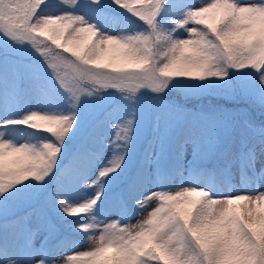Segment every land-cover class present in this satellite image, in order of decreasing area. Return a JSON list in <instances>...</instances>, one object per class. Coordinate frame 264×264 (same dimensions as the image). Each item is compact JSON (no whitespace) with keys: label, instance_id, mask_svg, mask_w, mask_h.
I'll use <instances>...</instances> for the list:
<instances>
[{"label":"snow or ice","instance_id":"obj_1","mask_svg":"<svg viewBox=\"0 0 264 264\" xmlns=\"http://www.w3.org/2000/svg\"><path fill=\"white\" fill-rule=\"evenodd\" d=\"M99 2L92 0L97 5ZM62 3L72 7L78 0H62ZM113 3L146 24L150 29L148 34L102 35L95 24L86 22L83 16L71 12L44 15L46 0H27L22 5L20 20L0 22V33L12 40L46 45L38 50L40 55L60 87L77 103L80 98L77 81H97V74L105 70L120 73V83L133 93L145 86L159 91L172 78L223 80L229 69H250L264 86V38L241 27L242 10H264V0L246 3L203 0L199 6L192 3L186 18L176 24L186 33L184 38H174L171 32L163 31L159 23L168 0H113ZM10 12L9 3L0 5V16H8ZM161 41L166 42L167 47L157 53L155 44ZM241 51L249 55L240 57ZM156 54L161 58L159 64L153 59ZM221 62L224 67L219 66ZM129 72L139 75H125ZM106 84L112 86L111 78H107ZM75 119V115L32 112L21 119L0 123L4 128L22 125L42 130L57 141L56 144L44 143L37 149L8 142L0 133V198L6 199L11 190L30 178L37 183L45 181L54 170L61 145L72 131ZM133 124L129 119L125 125L117 126V140L123 141L125 148L132 138ZM185 143H194L197 150L201 144L206 145L211 152L216 140L209 133ZM125 155L121 152L98 172L99 179L95 182L98 188L111 174L122 169ZM81 163L85 169L92 165L87 158ZM254 164L255 157L250 156L246 166ZM101 195L78 206L57 198L58 206L67 216H82L100 203ZM202 199L198 190L175 193L167 201L169 216L151 220L136 232L108 224L100 231L94 247L69 255L66 264H264V193L220 199V203L210 205L193 223ZM92 227L81 224L80 230L88 232ZM0 233L4 234L0 241V264H17L11 258L9 244L20 237H26L25 264H45V257L32 247L35 233L26 224L21 230V221L10 218L2 210Z\"/></svg>","mask_w":264,"mask_h":264},{"label":"trees","instance_id":"obj_2","mask_svg":"<svg viewBox=\"0 0 264 264\" xmlns=\"http://www.w3.org/2000/svg\"><path fill=\"white\" fill-rule=\"evenodd\" d=\"M193 1L197 0H168L167 6L162 9L159 17L162 30L171 32L174 38H177L183 29H178L176 24L186 18L188 4ZM79 10L87 11L91 21L94 22L101 34L107 27L111 30L119 27L122 36L144 34V23L127 13L126 10L116 6L113 0H100L98 5L92 3V0H78L77 7L74 10L63 4L62 0H46L43 14L49 16L48 12L52 11L55 16L66 12L77 15L76 12ZM241 27L253 30L258 38H264V10H253L241 17ZM166 47L167 44L163 41L155 44L157 53L163 51ZM153 59L158 64L161 62L159 54L154 55ZM38 60H44V58H39ZM3 62L4 60L0 62V97L3 95L8 96V89L15 83L23 86L24 91L21 92L19 101L7 109L5 117L23 106V102L27 99L26 90L28 91L33 86L38 88L40 98L48 106L47 108L52 110L53 114L55 113L54 116L73 115L71 108H66L64 105L60 108L58 101L53 96L55 92L53 88L45 84L41 77H36V75L27 72L33 71L32 69L24 68L26 65H31L34 62L33 59H21L20 63H24V65L19 66L16 70L6 69V65ZM244 76H249L253 79L254 93L264 95V86L259 83L258 75L250 69L247 71L229 70L228 76L223 80L206 78L201 81L198 79L178 78L183 81H197V85L201 84L205 88L214 89L218 87V90L222 92L213 98L205 93L198 95L193 93L185 94L175 90L176 88L167 89L166 87L164 93L167 94V103L172 104L175 108L186 109L189 107L190 114L194 115L183 119V122L170 137L162 130L151 131L138 153H134L131 146L127 145V148H125L122 145L124 147L123 152L126 153L123 167L116 174L110 175L104 180L98 211L101 213L116 212L121 216L134 211L135 202L140 199L141 191L147 186L151 173L154 172V169L149 170V156L156 146L164 150V156L159 163L155 179L160 190L167 191L173 179L186 169L179 152V146L196 131H206L208 134L219 133L217 131L225 126L226 123L219 122L222 119L217 118L221 117V112L227 110L230 106H238L237 109L241 110L239 114L232 116L235 121V124L232 125L233 137L230 140L228 139L226 146H222L218 150L214 148L213 154L210 155L205 164L214 167L218 161L220 165H223L220 161L223 160L225 162L227 160L226 152H230L231 146L236 141H244L246 138L250 143L264 144V104H259L258 106L255 104L254 101L260 100L258 98L260 96L253 95L252 98L248 97L246 99L242 97L244 95H242L238 83L239 79H243ZM213 81L215 83H212ZM168 86L170 85L168 84ZM228 93L239 97L230 105L227 102ZM125 108L124 105L118 108L122 114L121 116L125 115ZM106 114L104 113L90 124L79 137L74 134V132H79L78 128L73 127L61 145V151L54 165V170L45 178L43 183H37L30 178L11 190L6 199L0 198L2 202L9 203L18 209V212L10 218L21 221V230H23V225L26 224L29 229L43 228L49 233L50 238L46 244L47 251L45 249L48 254L52 250L64 251L70 246L77 244V242L87 239L85 232L80 230V225L88 224L91 220V214H81L82 216L78 217L67 216L59 208L57 198L67 201L75 192L79 182L92 172L94 162L102 154L104 148L101 138L105 135H110L113 130V127L107 122ZM230 124H232L231 121ZM8 128L16 129L21 135H26L25 144L37 149L44 143H57L55 137L42 130H34L22 125ZM219 156H221L220 159ZM83 158L92 161V165L87 169L81 163ZM45 159H48V157H45ZM214 168L217 169V167ZM138 176L140 177L139 179H137ZM29 209L34 210V218L32 220H27L25 217V213ZM70 226L71 228H69ZM3 235V233H0V241L3 240ZM12 242L9 244V250L12 248Z\"/></svg>","mask_w":264,"mask_h":264},{"label":"rangeland","instance_id":"obj_3","mask_svg":"<svg viewBox=\"0 0 264 264\" xmlns=\"http://www.w3.org/2000/svg\"><path fill=\"white\" fill-rule=\"evenodd\" d=\"M9 3L11 9L10 15L0 16V22L9 23L17 22L20 20V13L22 10V5L27 2L21 0H0V5L4 3ZM203 0L193 1L189 5L195 3L199 6ZM238 3H246L248 0H237ZM76 6L70 7L71 10L76 9ZM251 10L259 9H245L242 10L241 17L247 15ZM78 15L83 16L86 22L93 23L85 10H79ZM49 16H55L52 11L48 12ZM143 23V22H142ZM144 34H148L150 29L146 24L143 26ZM177 38H184L186 33L180 32ZM102 35H116L122 36L120 28L117 27L115 30H111L109 27L103 30ZM0 62L4 60L6 69L16 70L21 65V59L29 58L33 59L34 62L31 65H26L24 68L32 69L33 71H27L36 75V77H41L45 84L54 89L53 96L58 101L60 108L64 105L66 108H71L73 115H75L74 126L78 128L79 132L74 134L76 137L81 136L86 128L100 118L104 113H107V121L113 127L111 135L104 136L102 142L105 144L104 149L97 161L94 162V167L92 172H90L84 180H82L75 192L71 197L68 198V204L73 206H78L82 203H86L93 199L99 194L102 184L97 187L95 183L98 181V172L103 169L110 161H112L121 152L120 145L124 146L123 141L117 140V126H123L126 121L133 120V135L128 143L132 147L134 153H138L140 147L145 143L146 139L150 135L151 131L162 130L169 137L175 132L176 128L183 122V119L192 117L194 114H190L189 107L186 109L175 108L172 104H168L166 93H154L151 89L139 88L135 94L128 91L126 88L121 91L118 88H105L101 89V85L95 80L88 81H77L79 88L77 92L79 94L78 103L75 102L74 98L70 93L66 92L60 87L58 82L55 80L53 73L45 64V60H38L43 58L40 55V51L46 45L40 43H34L32 41H21L12 40L2 33H0ZM5 55V56H4ZM39 56V57H38ZM14 67V68H8ZM247 71V70H245ZM10 72V71H8ZM105 73L113 75H121L120 73L111 72V70H105ZM127 76H138V73L129 72L126 73ZM252 78L249 76H244V78L239 79V87L242 92L243 98L260 96V100L254 101L258 106L259 104H264V95H258L254 93L252 86ZM169 88H176L185 94L193 93L207 94L209 97H216L221 90L218 87L205 88V86L199 84L194 80H180L178 78H172L168 83ZM175 85V87H173ZM15 84L10 88L9 96L12 95ZM165 87V89H166ZM82 89V91H80ZM164 89V91H165ZM99 90V91H98ZM91 92L93 95L90 97L88 93ZM232 93H234L232 91ZM137 95V96H136ZM228 96V104L234 103V100L239 98L230 93ZM170 102V101H169ZM76 105L73 107V105ZM124 105L126 108V113L121 116V112L118 108ZM5 103H0V111L4 112ZM238 106H230L227 110L221 112V117L217 119L219 122L226 123L219 131V133L212 134L215 137L216 144L215 148L218 150L222 146L228 144V139H232L234 131L233 126L235 121L233 120L234 115L240 113L241 110L237 109ZM216 108V107H215ZM218 110V109H216ZM32 112H37L40 114L55 115L52 110H48L45 106V102L40 98L38 90L36 87H31L27 91L26 103L21 110L16 111L14 114L10 115L8 119H17L18 117H24ZM220 114V113H219ZM1 121V116H0ZM230 121L232 124H230ZM231 125V126H230ZM0 133H3V138L8 142L15 145H24L27 140L26 135H21L18 131L3 130L0 128ZM206 131L200 132L196 131L188 140L195 141L197 138L207 135ZM246 138L244 141H236L231 146L230 152L227 151V160L223 167L219 170L218 176L214 175V170L211 167H195L193 163L199 164L210 158L213 151L209 152L206 145L201 144L199 150H197L194 143H182L179 146L181 157L187 166L188 173L186 176L175 178L174 185L169 192H174L177 190L185 188H196L203 189L210 193V198L223 199L230 196H235L238 194L256 195L258 193H264V144H250L245 147ZM122 146V147H123ZM124 148V147H123ZM163 149L156 148L150 155V168H154L157 163L162 159ZM250 156L255 157V164L252 167H247V159ZM223 162V160H222ZM131 168V167H129ZM127 168V169H129ZM149 168V169H150ZM87 184V186H86ZM159 187L155 185L153 181V176L150 177L149 184L142 191L141 199L146 194L152 192H158ZM35 199V196H34ZM149 205L143 201H139V205L136 206V210L126 217H119L117 213H99L94 207L92 212V217L90 225L93 227L86 233L87 237L93 234H100V231L106 227L108 224H116L118 227H127L128 224H136L141 218V215L147 211ZM0 210L7 212L8 216L11 217L15 215L18 209L11 206L9 203L2 202L0 200ZM26 216L32 218L33 210H27ZM35 235L32 237V247L37 251L36 248L40 247L45 239V232L38 230L34 232ZM26 237H20L13 241V246L10 249L12 253V259L17 261V264H25V254L28 251L23 247L24 240ZM91 241L80 242L76 245L70 247L65 252L56 251L50 256L49 259L45 258V264H52L53 261L64 259L69 255L87 251L91 248L89 245ZM40 255L44 256L43 253L38 251Z\"/></svg>","mask_w":264,"mask_h":264},{"label":"clouds","instance_id":"obj_4","mask_svg":"<svg viewBox=\"0 0 264 264\" xmlns=\"http://www.w3.org/2000/svg\"><path fill=\"white\" fill-rule=\"evenodd\" d=\"M248 55L249 53L246 51H241L239 53L240 57H246ZM219 66L224 67L223 62H221ZM97 76H98V80L96 82L101 85V89L109 88V86H107L106 84L107 78H111V85H112L111 88H118L121 91H123L126 88L124 84L120 83L122 77H120L119 75H113L109 73H99L97 74ZM157 78L159 79V77ZM212 83H215V81H213ZM117 85L119 86L117 87ZM173 87H175V85H173ZM143 88L151 89V91L154 93H164V89H165L164 87L161 90L156 91L153 88L148 87V86H145ZM88 95L91 97L93 94L89 92ZM184 190H194L195 191L198 189L185 188V189L177 190L174 192L158 191V192H152L150 194L144 195L143 199L139 201H143L144 203H147L149 205V207L147 208V211H145L141 215V218L138 220L136 224H128L127 228L132 232H136L139 229H141L144 225L148 224L149 221L151 220L161 219V218L169 216V209L167 207L168 199L173 194L184 191ZM198 191H200V194L203 197V199L201 201L199 208L197 209L196 214L193 217V223H196L200 219V217L207 211L210 205L220 203V199L210 198V193L208 191H205L203 189H199ZM99 236L100 234H93L87 237L88 241H91V243L89 244L91 248L96 245L97 240L99 239ZM52 264H66V261L64 259H60L57 261H53Z\"/></svg>","mask_w":264,"mask_h":264}]
</instances>
